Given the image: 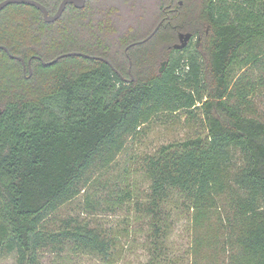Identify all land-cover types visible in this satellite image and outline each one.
Returning <instances> with one entry per match:
<instances>
[{"label": "trees", "instance_id": "trees-1", "mask_svg": "<svg viewBox=\"0 0 264 264\" xmlns=\"http://www.w3.org/2000/svg\"><path fill=\"white\" fill-rule=\"evenodd\" d=\"M37 1L53 14L61 0ZM160 20L151 38L124 51ZM177 31L196 40L174 49ZM0 45L8 49H0V254L13 253L16 264H57L46 254L112 257L114 240L102 229L77 218L54 227L55 213L109 169L143 124L185 110L205 132L161 145L145 161L141 264H264V0H87L53 22L9 4ZM68 51L110 64L32 57ZM8 53L32 58L31 74ZM129 58L133 79L125 81ZM173 195L189 211L185 258L166 242Z\"/></svg>", "mask_w": 264, "mask_h": 264}, {"label": "rangeland", "instance_id": "rangeland-1", "mask_svg": "<svg viewBox=\"0 0 264 264\" xmlns=\"http://www.w3.org/2000/svg\"><path fill=\"white\" fill-rule=\"evenodd\" d=\"M126 1V0H121ZM132 2V0H130ZM196 38H193V42ZM201 45V44H199ZM186 48V47H184ZM163 60V59H162ZM159 60L156 70L160 71ZM260 113L264 110V96L257 99ZM205 128L199 115L192 117L185 110L177 113H158L141 129L129 136L123 149L107 170L94 174L84 191L62 205L55 213L53 226L62 219L77 218L102 229L114 240L112 257L105 261L85 255H68L53 258L46 254L44 260L57 264H141L148 258L145 246L148 222L140 203L146 200L149 181L144 174L146 159L161 146L203 134ZM178 195H173L168 207L170 225L167 244L176 254L183 255L189 243V211ZM138 202H140L138 204ZM174 207V208H173ZM184 262L185 259H184ZM0 264H16L13 253H1ZM185 264V263H183Z\"/></svg>", "mask_w": 264, "mask_h": 264}, {"label": "water", "instance_id": "water-1", "mask_svg": "<svg viewBox=\"0 0 264 264\" xmlns=\"http://www.w3.org/2000/svg\"><path fill=\"white\" fill-rule=\"evenodd\" d=\"M86 1L87 0H61L58 4L56 11L53 14H50L48 12L47 8L37 0H1L0 1V11L9 4H26V5L33 6V7L37 8L38 10H40V12L42 13V16H43V20L45 22H53V21L60 18V16L62 15L63 11L65 10V8L68 4H72L76 8H83ZM161 23H162V20H160L155 25V27L152 29V31L147 36H145L143 39L138 40V41H134V42H131L130 44H128L125 47V51H127V49L130 46H133V45L138 44L140 42H145L149 38H151L155 34V32L158 30ZM191 37H192L191 32H179L178 42L174 43L172 47L174 49H183L184 47H186L188 45V42L190 41ZM0 49H3L6 52H8V49L4 45H0ZM8 54L11 58L19 60L22 64L23 68H25V60L21 56L13 55L10 53H8ZM66 56H85V57L92 58V59H100V60H103L104 62L110 64L109 61L106 58H103L102 56L89 55V54L83 53L81 51L64 52V53H61V54L55 56L53 59L47 60V61L43 60L39 56H34V57L38 58L43 65H51L54 62H56L58 59H60L62 57H66ZM30 61H31V58H29L27 60L28 65L30 64ZM130 62L131 61L129 59V68H130ZM29 73H31V71H29Z\"/></svg>", "mask_w": 264, "mask_h": 264}, {"label": "flooded vegetation", "instance_id": "flooded-vegetation-1", "mask_svg": "<svg viewBox=\"0 0 264 264\" xmlns=\"http://www.w3.org/2000/svg\"><path fill=\"white\" fill-rule=\"evenodd\" d=\"M179 4H181V1H179ZM178 34H179V31H177V37H176V41H175L174 43L178 42ZM191 39L193 40L192 37H191ZM191 39H190V40H191ZM174 43H173V44H174ZM188 43H189V42H188ZM173 44H172V46H173ZM124 51H125V48H124ZM32 57H34V56H32ZM28 59H29V58H28ZM28 59H27V60H28ZM31 59H32V58H31ZM129 59H130V58H129ZM27 60L25 61V68H23L22 64H21V66H22V71H23V73L25 74L26 71H28V74L30 75L31 73H29V71L32 72V69H31V61H30V64L28 65V64H27ZM166 63H167V60H163V61L160 62V71H162V70L164 69ZM130 64H131V62H130ZM128 74L130 75L129 77H128V76H121V78H122L123 80H125V81H130V80H132V79H133V76H132V74H131V72H130V68H128Z\"/></svg>", "mask_w": 264, "mask_h": 264}]
</instances>
